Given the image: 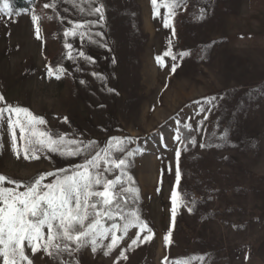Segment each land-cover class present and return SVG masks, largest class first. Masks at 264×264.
<instances>
[{"label":"rangeland","instance_id":"obj_1","mask_svg":"<svg viewBox=\"0 0 264 264\" xmlns=\"http://www.w3.org/2000/svg\"><path fill=\"white\" fill-rule=\"evenodd\" d=\"M27 1L39 17L40 39L30 14L11 20L0 14V94L5 102L43 117L47 123L41 127L53 133L95 140L101 147L113 136L132 137L135 143L128 149L141 148L128 171L139 189L136 208L155 235L151 242L128 249L127 260L119 264H162L165 256L166 264L197 256L203 262L191 259L190 264H264V0H187L176 11L175 17H182L178 27L173 20L175 35L163 26L167 10L161 7L155 16L151 0H103L105 27L93 31L105 33L108 47L85 42L82 47L95 64L65 59L60 65L53 58L67 50L58 26L65 30L71 27L68 21L97 17L83 15L65 0L55 10L43 7L52 0ZM201 8L206 10L202 21ZM194 10L197 16L189 20ZM67 42L81 47L78 38ZM198 48L200 56L193 54ZM169 49L177 60L165 56L164 66L157 63L156 57ZM180 53L186 55L181 58ZM173 63L179 65L175 73ZM49 66L54 72L63 66L67 72L59 79L50 77ZM94 71L106 79L93 76ZM213 96L215 108L205 101ZM178 121L180 127L192 125L195 146L185 148L173 140ZM225 131L229 137L221 141ZM19 135L17 130L18 141ZM202 143L208 146L201 148ZM0 144V174L18 181L82 162L81 157L56 154L17 159L6 121L0 126ZM177 147L178 192L195 203L191 213L178 208L173 228ZM170 229L173 243L166 247L164 236ZM136 231L130 229L108 256L105 249L92 253L86 247L63 259L114 264ZM26 253L33 264H60L43 251L32 256L26 248Z\"/></svg>","mask_w":264,"mask_h":264},{"label":"snow or ice","instance_id":"obj_2","mask_svg":"<svg viewBox=\"0 0 264 264\" xmlns=\"http://www.w3.org/2000/svg\"><path fill=\"white\" fill-rule=\"evenodd\" d=\"M35 2V0H34ZM59 0L44 4V8L56 9ZM79 8L85 16L97 17V19H83L68 21L71 27L66 28L62 35L65 38L66 59L74 64L83 60L88 64H95V59L87 55L82 45L97 44L108 47L104 40L105 33L93 31L94 28L103 29L106 23V6L103 0H81L80 5H75V0H65ZM187 0H151L154 15L159 16L160 8L167 10L163 26L171 28L175 35L173 20L176 11L185 6ZM87 5V8L83 6ZM67 11V9H65ZM0 14L11 20L13 16L30 14L35 27L37 39H40L41 29L39 17L34 8H24L14 11L11 0H0ZM206 18V10H199V20ZM63 19L61 18L62 22ZM68 38L79 39L80 48H75ZM100 38V39H97ZM101 41L103 43L101 44ZM171 45V41H169ZM111 50V49H109ZM186 53H180V57ZM169 56L173 61L177 60L171 49L165 51L162 56H157V63L164 66V57ZM116 63L115 58L112 61ZM179 65L173 63L171 71L175 73ZM63 66L55 72L49 66L48 75L60 78V74L66 73ZM93 76L106 79L102 73L93 72ZM81 84L85 81L81 80ZM107 91L119 95L116 89L108 88ZM224 97H220L223 99ZM217 97L205 98L212 108L217 107ZM0 126L6 121L11 139V150L17 159H40L41 154H56L64 158L81 157L80 163H69L67 167L57 168L32 178L30 181H18L0 174V261L2 264H33V259L26 253L30 249L32 256L43 251L47 256L59 260L60 264H79L78 261L70 262L63 259L65 255L73 257L74 253L90 247L92 253L98 249H105L104 255H110L114 249L129 234L130 229H136L135 238L131 239L128 247L122 249L114 264H119L120 259L127 260L128 249L139 247L149 243L154 237L152 229L144 221L136 204L139 198V189L135 187V181L129 173L133 158L141 152V148L128 149V145L135 143L132 137H110L104 146H100L95 140L83 139L80 136H69L68 133H53L42 128L46 120L34 115L28 108L13 106L5 102L3 94H0ZM105 107V105H100ZM201 112L206 111L204 108ZM207 111H211L208 109ZM67 122L68 118H63ZM207 119V116L204 117ZM175 129L173 140L183 144L187 148L188 143L195 146L196 138L190 123ZM203 121H201L202 125ZM19 131V141L17 137ZM185 132L188 133L187 137ZM229 132L225 131L219 139L226 141ZM163 140V137H161ZM165 148L167 144L163 145ZM200 144L201 148L207 147ZM219 147L220 145H216ZM3 145L0 144V148ZM181 150H176V186L171 194V218L174 228L178 208L186 207L189 213L190 206L195 201H185L178 192L181 180L179 161ZM52 179L45 182L48 178ZM8 185V186H5ZM159 191V189H158ZM46 230V231H45ZM105 241H109L107 245ZM165 246L173 243L172 230L164 236ZM247 258V257H246ZM191 259L203 262V256L174 260L173 264H190ZM168 257H164L162 264H166Z\"/></svg>","mask_w":264,"mask_h":264},{"label":"trees","instance_id":"obj_3","mask_svg":"<svg viewBox=\"0 0 264 264\" xmlns=\"http://www.w3.org/2000/svg\"><path fill=\"white\" fill-rule=\"evenodd\" d=\"M11 5H12L14 11L21 10V9H24V8H31V4L27 0H11ZM196 13H197V10H194L191 14H189V18L188 19L191 20L190 18L196 17L197 16ZM181 17L182 16H176L174 18L176 27H178L179 20H180ZM63 31H64L63 26L62 27L58 26L57 33L59 35L60 42H62V39H63V35H62ZM200 52H201V49L198 48L197 50H195L193 52V54H195L196 56L197 55L200 56ZM65 57H66V54L63 51H61V53H59L57 56H55L53 58V61H55V64H59L60 65V63L64 62V60L66 59ZM181 130L183 131L182 127H181ZM187 135H188V133L185 132V136L186 137H187Z\"/></svg>","mask_w":264,"mask_h":264}]
</instances>
